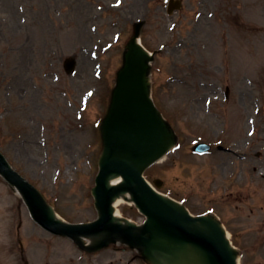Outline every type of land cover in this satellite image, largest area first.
Returning <instances> with one entry per match:
<instances>
[{"label": "rangeland", "instance_id": "rangeland-1", "mask_svg": "<svg viewBox=\"0 0 264 264\" xmlns=\"http://www.w3.org/2000/svg\"><path fill=\"white\" fill-rule=\"evenodd\" d=\"M197 1L186 0L184 12L192 15ZM234 1L240 22L253 20L256 28L252 34L240 28L239 59L244 57L245 67L252 68L254 58L262 62L256 68L261 76H254L248 87L240 74L243 82L232 83L229 101L213 95L198 98L199 91L169 86L165 78L171 56L162 53L154 63L162 70L154 73L152 96L180 147L146 176L151 184L160 179V191L182 200L192 213L207 211L219 217L238 248L240 264H264V0ZM113 2L0 0V152L71 223L96 216L90 190L102 149L99 120L106 113L109 92L122 65L123 45L139 13L134 0L121 6ZM201 2L203 8L205 0ZM142 30L149 48L164 36L150 27ZM100 39L103 45L114 46L93 62L90 50ZM248 44L259 47L252 58L242 46ZM71 55H77L78 64L75 75L68 77L61 61ZM236 86L244 93H238ZM89 91L93 95L77 118L79 99ZM197 141L220 143L235 154L212 151L193 156L190 145ZM128 207L122 201L115 209L135 224L142 223L144 217ZM17 237L25 250V264H66L69 256L75 258L72 264L108 260L124 264L119 243L94 254L84 251V255L75 252L70 240L44 232L0 178V264H24L14 253Z\"/></svg>", "mask_w": 264, "mask_h": 264}, {"label": "water", "instance_id": "water-1", "mask_svg": "<svg viewBox=\"0 0 264 264\" xmlns=\"http://www.w3.org/2000/svg\"><path fill=\"white\" fill-rule=\"evenodd\" d=\"M144 60L145 56L136 48L127 55L125 67L119 73L109 114L104 121L105 149L94 190L102 209V218L96 226L98 229L110 228L113 232L119 231L129 242H133L130 228L123 230L119 226L108 225L110 213L107 206L112 196L121 191H130L136 204L149 217L147 230L152 234L149 241L140 236L137 241L139 244L147 249H161L165 247V241L161 240H168L178 244L191 242L202 247L208 240L210 248L216 249L215 255L218 256L219 263L232 264L229 250L225 244L223 246L224 242L215 224L209 220L205 222L210 230L209 235L197 230L192 231L188 227L192 220L181 210L152 193L141 178L142 170L159 158L170 142L164 123L147 97ZM1 171L12 183L20 185L21 180L19 182L7 168H1ZM113 175H121L125 183L121 187L108 189V178ZM26 194L37 220L43 226L58 231L47 224L34 197ZM213 263V259L208 258V264Z\"/></svg>", "mask_w": 264, "mask_h": 264}, {"label": "bare ground", "instance_id": "bare-ground-1", "mask_svg": "<svg viewBox=\"0 0 264 264\" xmlns=\"http://www.w3.org/2000/svg\"><path fill=\"white\" fill-rule=\"evenodd\" d=\"M120 181L121 180L119 177H114V178H112L110 183H111V185H117L120 183ZM124 195H126V197H127V194H124ZM124 195L117 196L113 200V207H116L120 203H122ZM114 217H115V221H117L118 216L115 214ZM104 235H105L104 233H99V234L89 236L86 238H81V241L86 245H91L94 242H96L97 240H99L100 238H102ZM156 256L158 257L159 261L162 264H204L203 261L201 260V257L199 256L198 252L196 250L190 249V248H187L184 251L177 253L176 255H172V256L167 255V254L166 255H156Z\"/></svg>", "mask_w": 264, "mask_h": 264}, {"label": "flooded vegetation", "instance_id": "flooded-vegetation-1", "mask_svg": "<svg viewBox=\"0 0 264 264\" xmlns=\"http://www.w3.org/2000/svg\"><path fill=\"white\" fill-rule=\"evenodd\" d=\"M196 29L193 30L194 33L188 36V39H196L197 38V32L195 31ZM200 33V32H199ZM177 46H175L172 49V56H173V66L175 68L178 67L177 61L180 60H185L187 58L191 59V54L194 53L196 56L201 58L200 55V50L206 47V42H199V41H178L176 43ZM188 66L191 68L192 65L189 63ZM214 71H216V68H214ZM189 73L196 75V76H201V75H206L207 74V68L206 65L200 64V65H195L192 70L189 71Z\"/></svg>", "mask_w": 264, "mask_h": 264}]
</instances>
